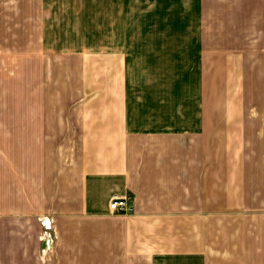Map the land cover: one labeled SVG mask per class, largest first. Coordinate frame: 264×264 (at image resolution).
<instances>
[{
    "label": "crops",
    "instance_id": "0c3cea01",
    "mask_svg": "<svg viewBox=\"0 0 264 264\" xmlns=\"http://www.w3.org/2000/svg\"><path fill=\"white\" fill-rule=\"evenodd\" d=\"M93 1L0 0V264H264V0H213L212 50L191 0L179 89Z\"/></svg>",
    "mask_w": 264,
    "mask_h": 264
},
{
    "label": "rangeland",
    "instance_id": "374dc122",
    "mask_svg": "<svg viewBox=\"0 0 264 264\" xmlns=\"http://www.w3.org/2000/svg\"><path fill=\"white\" fill-rule=\"evenodd\" d=\"M65 1L67 0H63L62 3H65ZM193 1L194 3L195 1L199 2V0ZM191 4V0H94L93 5H97V9L101 7L110 10L109 24H107L113 26L112 35L108 29L103 28L107 24H101L104 19H101V10H97L93 16L94 27L96 28V30H93L94 35H106L110 41L112 37H116V31L118 28L120 29V23L123 25L124 23L128 24L131 19H133V25L155 28L157 32L153 30L150 33L153 38L152 44L148 45L143 42L142 47L149 48L151 52L156 53V58L160 61V51L164 49V46H160V43L165 40L170 42L166 48L167 50L172 48V57L167 63H172L173 89H179L181 83L177 79L183 74L184 69L183 65L181 67V63L183 64L185 60L187 62L188 59L190 60L193 57L189 46L197 36L192 33L197 27L196 24L202 25L201 28L204 27L206 50H212V40L228 39L227 34L213 35L211 33L214 26L213 0H201V7L197 8L196 24H193L194 19L190 18L191 10H189V6ZM112 9H114L113 17ZM194 25L195 27H193ZM182 27H188L189 30L178 32ZM163 31H171V33H164ZM182 36L188 37V41H185L186 38L183 39ZM186 48L189 50L188 52H186ZM165 57L166 55H164ZM167 58H170V56L167 55Z\"/></svg>",
    "mask_w": 264,
    "mask_h": 264
},
{
    "label": "built area",
    "instance_id": "2783aa9c",
    "mask_svg": "<svg viewBox=\"0 0 264 264\" xmlns=\"http://www.w3.org/2000/svg\"><path fill=\"white\" fill-rule=\"evenodd\" d=\"M129 203L130 202L127 201L125 198H119L117 196H112L108 203V209L111 212H117V211L126 212L131 209L130 206H126V204H129Z\"/></svg>",
    "mask_w": 264,
    "mask_h": 264
}]
</instances>
